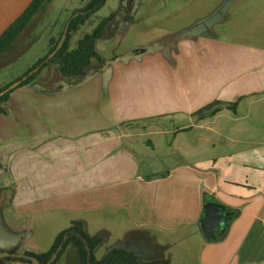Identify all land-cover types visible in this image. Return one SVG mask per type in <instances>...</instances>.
Masks as SVG:
<instances>
[{"label": "crops", "instance_id": "0c3cea01", "mask_svg": "<svg viewBox=\"0 0 264 264\" xmlns=\"http://www.w3.org/2000/svg\"><path fill=\"white\" fill-rule=\"evenodd\" d=\"M123 1L109 14L130 21L94 45L105 68L48 66L0 105V260L45 254L77 223L95 261L119 249L138 264H264V0ZM48 15L0 56V88L59 39L68 17ZM216 101L237 104L195 115ZM209 204L228 216L212 240ZM17 259L5 264H34ZM54 264H81L76 247Z\"/></svg>", "mask_w": 264, "mask_h": 264}, {"label": "trees", "instance_id": "16d2710c", "mask_svg": "<svg viewBox=\"0 0 264 264\" xmlns=\"http://www.w3.org/2000/svg\"><path fill=\"white\" fill-rule=\"evenodd\" d=\"M52 0H33L27 7L24 13L0 36V56L7 52L17 38V36L24 30L26 25L38 13L44 4H49ZM107 0H89L80 9L73 10L64 27V31L59 39L52 44L48 53L37 60L31 68L25 73L15 78L10 83L0 88V105L8 100L9 95L15 89L30 84L38 74L46 67L56 65L60 75L64 78L72 79L77 77H84L87 70L90 68L91 61L95 60L101 68H105L109 62L102 60L95 52V42L102 38L105 26L109 23H119L121 19L130 21L129 15H124L118 12L109 14L91 31L90 34L84 35L73 50H69V40L71 34L76 32L83 26L91 16L97 13L104 7ZM145 52L144 49H137L130 53V55H139ZM236 103L226 104L221 102H212L200 109L195 115L206 114L207 117H212L221 108L234 110ZM3 110L0 107V114ZM72 244L76 247L81 264H138L134 256L131 254L114 249L101 261H95L92 252L96 246V242L90 240L82 230L80 224H72L70 227L60 232L50 248V250L42 255L26 254L25 257L16 258L12 255L13 251H8V257L0 260V264H5L13 260H20L23 262L36 261L37 264H54L63 249Z\"/></svg>", "mask_w": 264, "mask_h": 264}, {"label": "water", "instance_id": "95a60500", "mask_svg": "<svg viewBox=\"0 0 264 264\" xmlns=\"http://www.w3.org/2000/svg\"><path fill=\"white\" fill-rule=\"evenodd\" d=\"M33 0H0V36L13 24L27 9ZM228 216L223 208L209 204L204 208L203 219L200 225L207 240H212L216 232H224L228 225ZM7 255L0 253V256ZM36 264V261L32 260Z\"/></svg>", "mask_w": 264, "mask_h": 264}, {"label": "rangeland", "instance_id": "374dc122", "mask_svg": "<svg viewBox=\"0 0 264 264\" xmlns=\"http://www.w3.org/2000/svg\"><path fill=\"white\" fill-rule=\"evenodd\" d=\"M84 1L87 0H53L51 3L44 4L42 6L41 10H39L38 13L36 14L37 17L35 21L40 23L43 22L44 18L47 17L48 13H50L48 15V18L51 21L62 23L64 21V18L69 17L68 11H73L78 7H80L82 4L84 6V4H86V2ZM120 1L123 0H107L104 7L101 8L93 16H91V18L88 20L85 27L82 28V30H85L92 25H96L97 23L99 24L101 20L105 18V16H107L111 11H114L115 9H117V7H119ZM138 1L139 0H132L131 6L135 5ZM62 9H67V11L64 12V10ZM118 10H122L121 5H120V9ZM169 162H171L170 157H167L162 162L158 161L159 168L160 169L165 168L166 164H168Z\"/></svg>", "mask_w": 264, "mask_h": 264}]
</instances>
